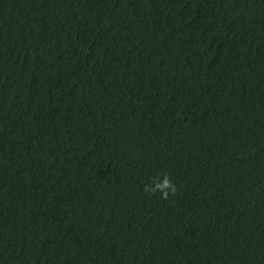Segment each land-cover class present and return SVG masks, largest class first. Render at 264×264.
<instances>
[{
	"label": "trees",
	"instance_id": "obj_1",
	"mask_svg": "<svg viewBox=\"0 0 264 264\" xmlns=\"http://www.w3.org/2000/svg\"><path fill=\"white\" fill-rule=\"evenodd\" d=\"M0 264H264V0H0Z\"/></svg>",
	"mask_w": 264,
	"mask_h": 264
},
{
	"label": "clouds",
	"instance_id": "obj_2",
	"mask_svg": "<svg viewBox=\"0 0 264 264\" xmlns=\"http://www.w3.org/2000/svg\"><path fill=\"white\" fill-rule=\"evenodd\" d=\"M144 191L150 194L159 193L161 199H167L169 196H175L177 187L168 174L162 177L154 178L151 184L145 185Z\"/></svg>",
	"mask_w": 264,
	"mask_h": 264
}]
</instances>
